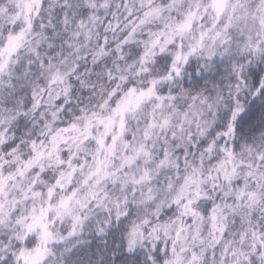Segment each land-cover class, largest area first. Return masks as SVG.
<instances>
[{
	"label": "snow or ice",
	"instance_id": "1",
	"mask_svg": "<svg viewBox=\"0 0 264 264\" xmlns=\"http://www.w3.org/2000/svg\"><path fill=\"white\" fill-rule=\"evenodd\" d=\"M0 264H264V0H0Z\"/></svg>",
	"mask_w": 264,
	"mask_h": 264
}]
</instances>
